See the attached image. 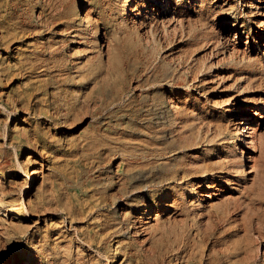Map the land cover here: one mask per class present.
<instances>
[{"label":"rangeland","instance_id":"obj_1","mask_svg":"<svg viewBox=\"0 0 264 264\" xmlns=\"http://www.w3.org/2000/svg\"><path fill=\"white\" fill-rule=\"evenodd\" d=\"M167 2L0 0V264H264V0Z\"/></svg>","mask_w":264,"mask_h":264},{"label":"bare ground","instance_id":"obj_2","mask_svg":"<svg viewBox=\"0 0 264 264\" xmlns=\"http://www.w3.org/2000/svg\"><path fill=\"white\" fill-rule=\"evenodd\" d=\"M169 1L170 0H168V2L167 3H169ZM253 1H261V0H253ZM166 3V4H167ZM133 10H135V8H132L131 9V11H133ZM165 11H167V10H165ZM169 11V10H168ZM89 12V11H88ZM174 17V16H173ZM87 19V18H86ZM82 20V19H81ZM84 20V19H83ZM171 20V19H170ZM86 22V21H85ZM259 24L260 25H264V21H260L259 22ZM264 27V26H263ZM92 29V28H91ZM173 100V99H172ZM177 107V106H176ZM252 120H250V119H248V118H246V117H244V118H241L240 120H238V122L236 123V126H235V128H236V132H238L239 134H240V137H242V146H243V149L244 148H247V149H251L250 147L253 145L252 143V141L254 140L253 139V132H255L254 131V127H253V124H252ZM236 134V133H235ZM255 134V133H254ZM238 135V134H237ZM237 137V136H236ZM238 138V137H237ZM252 144V145H251ZM243 149L241 150V153H243ZM252 150V149H251ZM247 154H248V157H247V160H250V157H252L251 155H250V151H247L246 152ZM232 171V170H231ZM218 172V171H217ZM252 172V170H251V168H250V170L248 171V173H251ZM34 173V171H32L31 172V174H33ZM220 173V172H219ZM226 173H227V171H226ZM214 175V174H213ZM220 175V174H219ZM213 178H214V176H213ZM27 179V178H26ZM233 178H230V177H225V176H219V178H216V180H213L212 182H210L211 184H209V186H208V188L209 189H217L218 190V185L217 186H215L216 184H214V182H216V181H219V183H221L222 184V181L223 182H225V183H227V184H230L233 180H232ZM205 181V180H204ZM211 185H214L215 187H211ZM213 193L214 192H212V191H210V190H208V192H206V194H204V198H205V200H206V202L208 201V202H211L212 200H213ZM23 200V199H22ZM208 208H216L213 204H209L208 205ZM7 211L9 214H11V216H16V215H18L19 214V212L18 211H15V212H12L11 210H10V208H4V207H2L1 205H0V211ZM149 210V209H148ZM147 209H146V211L145 212H143L144 214H148V213H146L147 211H148ZM26 216V215H25ZM148 218H150V216L148 217ZM139 224H140V226L139 227H137L136 229H135V236H139V235H141L143 238H145V237H147V235H148V232L150 231V227H149V222L148 223H146V222H141V221H139ZM148 224V225H147ZM152 231V230H151ZM150 231V232H151ZM160 232V229H158V228H156L155 230H153V233L154 234H156V233H159ZM148 238H150V237H148ZM146 239L147 238H145L144 240L146 241Z\"/></svg>","mask_w":264,"mask_h":264}]
</instances>
